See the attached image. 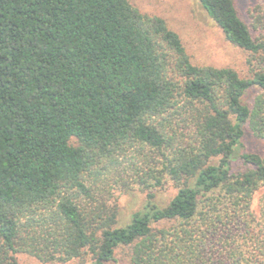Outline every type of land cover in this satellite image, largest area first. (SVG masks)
<instances>
[{
    "label": "trees",
    "instance_id": "trees-1",
    "mask_svg": "<svg viewBox=\"0 0 264 264\" xmlns=\"http://www.w3.org/2000/svg\"><path fill=\"white\" fill-rule=\"evenodd\" d=\"M197 1L247 76L193 64L129 0H0V264H264V154L242 141L264 139V0L249 24ZM132 187L146 200L119 226L108 200Z\"/></svg>",
    "mask_w": 264,
    "mask_h": 264
},
{
    "label": "rangeland",
    "instance_id": "rangeland-1",
    "mask_svg": "<svg viewBox=\"0 0 264 264\" xmlns=\"http://www.w3.org/2000/svg\"><path fill=\"white\" fill-rule=\"evenodd\" d=\"M142 13L162 17L169 28L174 30L181 38L190 61L198 66H213L217 68L229 67L238 75L245 77L249 74L250 66L246 59L248 53L233 45L225 38L222 30L206 15L205 10L197 0H129ZM262 0H234L238 15L250 23L249 10L260 5ZM253 91L247 94V98L253 96ZM244 150L264 154V139L253 136V133L245 129L243 138ZM108 202L117 205V225L127 223L131 215L141 209L146 200V193L137 187L129 190L116 189L112 191ZM175 188L170 183L155 190L153 201L158 205H165L174 194ZM260 192L253 195L252 209L258 211ZM126 250L118 249L116 260L109 264H127ZM19 264H91L89 255L75 258L65 263L41 262L35 257L18 253L16 255Z\"/></svg>",
    "mask_w": 264,
    "mask_h": 264
}]
</instances>
